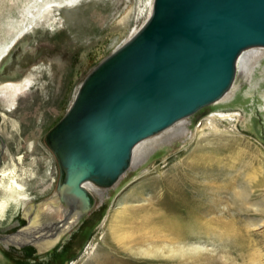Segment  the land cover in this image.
<instances>
[{"label":"rangeland","instance_id":"rangeland-1","mask_svg":"<svg viewBox=\"0 0 264 264\" xmlns=\"http://www.w3.org/2000/svg\"><path fill=\"white\" fill-rule=\"evenodd\" d=\"M153 3L0 0V178L3 169H15L27 194L13 201L0 187V201L8 202L0 215V237H8L0 241V264H167L160 261L173 257L170 248L165 256L153 253L171 245L162 243L172 238L170 229L193 226L200 215L215 221L198 235L203 239L190 240L207 245L209 264H250L245 260L264 250V227L246 224L264 220V48L242 55L226 102L144 140L116 184L86 186L94 206L78 226L49 247L34 244L42 233L44 241L52 236L51 226L26 210L61 182L46 137L86 77L143 27ZM223 113L237 122H215L214 130L211 116ZM229 183V191L216 188ZM244 226L243 238L236 229Z\"/></svg>","mask_w":264,"mask_h":264},{"label":"water","instance_id":"water-1","mask_svg":"<svg viewBox=\"0 0 264 264\" xmlns=\"http://www.w3.org/2000/svg\"><path fill=\"white\" fill-rule=\"evenodd\" d=\"M254 47H264V0H154L143 27L86 77L47 136L65 201L91 207L84 182H117L140 141L219 100Z\"/></svg>","mask_w":264,"mask_h":264},{"label":"bare ground","instance_id":"bare-ground-1","mask_svg":"<svg viewBox=\"0 0 264 264\" xmlns=\"http://www.w3.org/2000/svg\"><path fill=\"white\" fill-rule=\"evenodd\" d=\"M151 14H152V12H151ZM28 33H30V32H28ZM17 42H18V40L15 39L13 41V43L11 44V47H15V46L17 47L18 46V45H16ZM254 48H264V47H254ZM250 49H253V48H248V49L244 50L241 53V55L239 56V59L237 61V68H238L239 60L241 59L242 55L246 51H249ZM262 63L263 62H261V64ZM9 65H10L9 64V60L7 62H3V66H9ZM0 67H1V65H0ZM10 71H12V70H10ZM236 76H237V71H236ZM236 76H235V79H236ZM234 84H235V80H234L231 88L219 100H217L213 104H216V103H219V102H221V103L226 102V100L230 96L228 93L231 91V89L233 88V85ZM235 86H236V84H235ZM235 86H234V89H235ZM233 90H232V92H233ZM191 116L192 115L187 116V117H184V118L178 120L173 125H171L170 127L164 129L163 131L171 128L176 123H178V122H180V121H182V120H184L186 118H189ZM234 116L235 115H233L232 113H223V114L213 115V116H211V119H210V122H211L210 126L214 130H217L218 127L215 126V122H218V121H226V120H229V121H233L234 120L235 122H237L234 119ZM240 117H243V115H240ZM182 130L184 131V130H186V128L184 127ZM163 131L157 133L156 135L162 133ZM156 135H153V136H156ZM153 136H151V137H153ZM151 137H148L146 139H149ZM170 137H168V138H170ZM146 139H144V140H146ZM144 140L140 141L134 147L133 156H134V152H135L136 147L139 144H141ZM46 142H47V137H46ZM47 145L50 148L48 142H47ZM50 150L53 152V150L51 148H50ZM133 156H132V160H131V163H130V166H129L128 170L122 176H124L125 174H127L129 172V170L131 168V165H132ZM21 162H22V157L20 156V157H18V162L17 163H21ZM121 177L119 179H121ZM119 179L117 180V182L119 181ZM6 180L8 181V184L6 183ZM117 182H115L114 184H116ZM90 184H93V185H95L97 187H102V188H110V187H112L114 185L113 184V185H111L109 187H103V186H99V185L95 184L94 182L86 181V182H84L82 184V187L90 195H91V193L86 189V186L87 185H90ZM211 185L212 186L209 185L208 187H212V189H213V187L215 186V183H213ZM0 187L4 191H6L7 194L9 193V198H11L13 201H15V199L21 200L24 197H26V195H27L26 194L25 187L21 183H19V181H18V178H17V174H16L15 169L8 170V171L5 170V169L2 170L1 178H0ZM231 187H232V184L229 183V184H226L224 186H217L216 188L219 191H224L225 192V191H229V189H231ZM91 197H92V195H91ZM92 201L93 202H92V206L91 207L90 206H83L81 203H73V202L72 203H69V202L65 201V198H63V196H62V194L60 192V185H59V187L57 188L56 192L51 197H49L48 199H46V200H44V201H42V202H40L38 204H33L34 205L33 207L27 208L26 213L28 214V216L31 215L32 218H35L36 220L39 219L40 221L44 222L46 225H49V226L52 227L51 228V232L52 233L50 234L52 236H50V238L47 241H44L43 236L45 238H47L49 236H47V235H45V234L42 233V235H40L37 239L34 240V242H35L34 244L37 245L39 248L40 247L41 248H46V247H49L50 244L59 241V239H61V237H63L71 229H73L74 226H78L80 224V222L82 220H84V217L89 213V211L91 210V208H93V206H94V199H93V197H92ZM7 207H8V202H6V201L1 202L0 201V215H2L4 212L6 213ZM149 219L151 220L152 218H149ZM147 221H149V220H147ZM214 221H215V218H210V219L208 218V219L205 220L200 215V216H198V217L195 218V221L193 222V226L184 228L185 226L183 227V226L180 225V226H178L174 230L173 229H170V235H171L172 238H170L169 240H165L164 239L162 241V243H165L166 242L168 245L169 244H171V245L170 246H167L166 245L165 248L158 249L159 251L161 250L162 252H157L158 251L157 250L153 254L160 253L163 256H165V255H167L165 251L168 250V248H170V250H168L167 252H169L168 254H170V252H171L173 254V257H171V255H170V257L167 258L166 260H161L160 261L161 263L164 262V263H167V264H209L211 262V258H210V256H208L206 254L207 252H209L207 245H203V244H200L198 242L197 243L196 242L193 243L190 239L194 235H196L197 238H198V235L200 236V234H202V233H207L206 231H208V226L210 224H213ZM199 223L203 227L201 230H199V228H196L194 226V225L199 224ZM230 224H232V223H230ZM246 224H247V226H252V227H254V226L255 227L256 226L257 227H264V220L259 219V222L258 221L255 222V223L248 222ZM154 225H156V224L154 223ZM229 226L231 227V225H229ZM229 226L227 225L228 228H230ZM232 227H233V225H232ZM166 228H168V227L166 226ZM234 228H235V226H234ZM157 230H159V229H157ZM160 230H162V229H160ZM28 231H30V230H28ZM236 232L239 233V234L242 233V236L244 238V234L247 232L246 231V227L244 226L243 228H238V229H236ZM26 237H27V235H26ZM123 239L125 240V239H127V237H125ZM123 239H121V240H123ZM198 239H203V238L202 237L201 238L199 237ZM0 241H2L1 238H0ZM3 241L4 242H8L6 240H3ZM132 241H134V240H132ZM135 241H139V240H135ZM242 242H243V240L242 241L239 240L237 242V244L239 243L241 245ZM252 253H255V252H252ZM242 256H243V254H242ZM248 259L249 260H245V263L247 261L250 264H254L255 262L256 263L258 262V264H264V250L263 251L260 250L259 251V254H256V255L254 254L253 257H249Z\"/></svg>","mask_w":264,"mask_h":264}]
</instances>
